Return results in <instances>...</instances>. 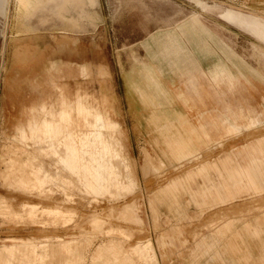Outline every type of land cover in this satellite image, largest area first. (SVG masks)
Listing matches in <instances>:
<instances>
[{
  "label": "rangeland",
  "instance_id": "374dc122",
  "mask_svg": "<svg viewBox=\"0 0 264 264\" xmlns=\"http://www.w3.org/2000/svg\"><path fill=\"white\" fill-rule=\"evenodd\" d=\"M250 11L264 15V0H34L27 16L15 15L14 0H0V264H226L227 243L245 239L258 241L264 264L253 236L255 227L264 238V190L214 203L215 192L202 189L231 183L211 169L196 173L264 136V19ZM191 15L213 35L211 47L183 23ZM175 25L190 33L183 44L195 70L181 59L153 61L142 46ZM173 31L176 42L164 40L165 48L178 46L177 31L166 33ZM221 49L251 85H210L204 74L225 61ZM150 61L168 93L157 103L171 104L173 94L177 111L195 127L206 109L219 111L218 127H207L211 139L192 136L195 151L187 158L170 154L165 137L175 128L158 130L163 115L158 124L151 120L164 106L144 103L149 127H139L131 103L140 98L133 83L127 94L128 75ZM190 73L207 92L201 99L190 89ZM180 90L191 96L186 106L176 97ZM67 103L85 104L80 134L94 129L92 108L101 110L104 126L73 169L62 158L73 155L69 148L79 152V139L56 141ZM227 104L262 111L260 124L222 133ZM109 118L119 125L124 162L107 160ZM174 179L175 189L163 191ZM252 183L263 186L260 178Z\"/></svg>",
  "mask_w": 264,
  "mask_h": 264
},
{
  "label": "crops",
  "instance_id": "0c3cea01",
  "mask_svg": "<svg viewBox=\"0 0 264 264\" xmlns=\"http://www.w3.org/2000/svg\"><path fill=\"white\" fill-rule=\"evenodd\" d=\"M255 16L259 17L260 19H264V15L258 14L256 12L250 11ZM198 15H191L185 20L183 23H187L188 27L191 28L192 36H195L198 39L199 44L205 47H211L212 43L214 42L213 35L204 28L200 21ZM171 30H176L180 40L178 41V46L175 48H165L164 40H168L171 38L172 42H176V32L173 33H166ZM190 34V33H189ZM188 35H184L180 33L179 28H176V25L171 29L166 30L164 33L161 34H150V42H143L142 46L146 48L148 55L151 60L155 61L158 59H164L169 64L175 65V59H181V61L187 62V64H191L195 70L194 65H197L194 58L190 55L191 51L186 46H184V40L190 42V38ZM203 35L204 38L201 39L200 36ZM170 40V41H171ZM156 42V43H155ZM170 44V43H169ZM155 45V48L152 46ZM210 51H214L211 49ZM221 54L224 55L225 61H218L212 68L204 74L207 78V81L213 87H217L220 83L226 82L228 85L232 86L234 83H240L241 80L245 82V84L251 85V80L242 72L241 68L233 62L232 55L227 54V52L221 49ZM186 55V56H185ZM179 56V57H178ZM233 68V69H232ZM189 70V69H188ZM138 77L135 74L128 75V85L133 83L136 92L139 95L140 100H136L131 103V106H135L136 109H139V114L137 119L139 120V127L147 131L148 129V112L144 105H152L156 107V104L159 107L164 106L162 103H157L155 101L156 96L162 97L165 101L168 100V93L163 87L162 83L159 80L158 74L153 67V62L142 63L140 70L138 71ZM178 73V72H177ZM191 74V73H190ZM187 74L188 83L190 85V89L193 91L192 93L195 95L196 98L201 99L202 92L203 94L207 93L204 92L203 89L201 90L198 87V82L195 79L193 74ZM177 79V75L175 74V80ZM131 86V85H130ZM129 87V86H128ZM127 87V94L129 96L133 95L132 88ZM188 92V91H187ZM186 92V93H187ZM208 95V94H207ZM173 96V97H172ZM171 96V104L164 106L163 112L159 109H154L151 113V120L158 121L156 119L161 118L163 115V119L165 121L163 125H158V130H170L171 128H175V135L170 136L167 135L165 137V142L170 149L171 153L176 160H181L187 158L193 154L195 151L194 148L191 147L192 136L200 138L203 135L206 139L210 140V136L208 133V125L213 128L218 127V117L213 115L214 113L219 112L218 109H206L203 114H199L201 121H198V127L193 126L188 118L183 113H180L176 109L175 105V98L172 94ZM176 97L182 101V103L186 106L189 104L190 95L189 93L185 94L184 91H178ZM264 103V99H262ZM133 104V105H132ZM81 106L84 107L85 104L75 103V104H68L66 107L67 119L65 120V108H62L61 111V136L68 135L73 132L80 133L81 121L83 120L80 117L79 112ZM71 109V111H70ZM132 111V107H131ZM69 112H72L71 119H69ZM76 112V114H75ZM92 126L94 129L99 127L101 124V110L100 109H93L92 108ZM261 112H256L251 108H247L245 106L239 105L237 107H233L227 104L224 107V112H221L220 124L222 127V133L231 134L237 133L242 129H248L255 127L260 124V120L258 116L261 115ZM137 113V110H136ZM130 115V114H129ZM203 115V118H202ZM126 119V117H125ZM175 119V120H174ZM127 120V119H126ZM207 120V121H206ZM109 129L110 131L108 134L114 138L116 141L119 149H121L120 139L118 137V129L119 125L113 122L109 118ZM93 129V130H94ZM142 132V131H141ZM145 136L147 137V132H145ZM185 133V135H184ZM159 151V149H155ZM145 159L149 161L151 158L148 152L144 153ZM209 169L214 170L217 174L228 181L231 184H217V185H210L208 187H204L202 189V193H206L210 190L215 192V197L213 200L214 203H224L231 199H234L239 196L242 191H261L264 190V136L257 139L254 142L246 145L242 150L237 151L236 153H231L229 155L220 158L218 162L214 163L213 165H204L201 166L197 170V174L199 175H207ZM193 173H188L186 176L190 177ZM254 178H260L263 181V186H255L252 181ZM247 180L246 182L243 181L242 184H238L235 182L236 180ZM179 182L178 179H174L169 182L163 191H172L177 186ZM227 182V183H228ZM202 201L201 204H203ZM264 222V216L262 218ZM259 225H261L259 223ZM239 226V225H238ZM253 236L258 237L261 243V247L264 249V238H262L263 232H256L254 227ZM260 231V230H259ZM264 231V230H263ZM241 235V234H237ZM252 236V233L250 232ZM241 241V240H240ZM240 241H230L227 243L228 247L232 250L228 252V258H226V264H261L259 259V243L254 239H245L243 244L239 243ZM264 255V254H262ZM264 261V256L262 257Z\"/></svg>",
  "mask_w": 264,
  "mask_h": 264
},
{
  "label": "bare ground",
  "instance_id": "6f19581e",
  "mask_svg": "<svg viewBox=\"0 0 264 264\" xmlns=\"http://www.w3.org/2000/svg\"><path fill=\"white\" fill-rule=\"evenodd\" d=\"M33 3L34 0H14V13L17 16H27L30 13V10L33 7ZM92 122V121H91ZM90 124V123H89ZM87 126V125H86ZM104 129L103 125H99V127H97L96 129L89 131L87 133H78V132H73L70 133L68 135H64V136H60L57 137L56 141H61V140H74V137L76 136V138L79 139L80 141V148H79V152L76 153L75 148H69V150H71L73 152V155H67L64 156L62 158V161L64 163V165L69 168V169H73V168H78V158L80 159L79 153L80 154H85V152L87 151L88 153V149H89V144L91 141L93 142V138L94 137H101V135H103L102 131ZM95 134V135H94ZM109 145H107V160L110 163L114 164V159L117 161H123L125 160V158L123 157L122 153L120 152V149L116 143V141L114 140V138H112L110 135L106 137ZM47 142V141H46ZM53 144V143H52ZM67 151V149H66ZM114 166V165H113ZM83 170V172H85V167L83 164H81L80 170ZM4 251V250H2ZM145 258H151L150 254H147L146 256H144ZM139 264H144V263H139Z\"/></svg>",
  "mask_w": 264,
  "mask_h": 264
}]
</instances>
